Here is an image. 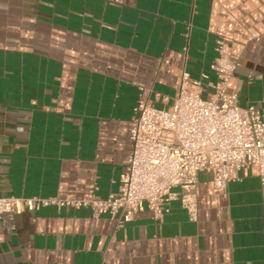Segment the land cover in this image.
Returning a JSON list of instances; mask_svg holds the SVG:
<instances>
[{
	"label": "crops",
	"instance_id": "crops-1",
	"mask_svg": "<svg viewBox=\"0 0 264 264\" xmlns=\"http://www.w3.org/2000/svg\"><path fill=\"white\" fill-rule=\"evenodd\" d=\"M220 38L241 55L227 91L264 113V0H0V194L116 193L138 101L168 107L182 73L214 81ZM194 192V219L179 201L129 221L53 205L5 215L0 264H264L256 169L221 189L199 171Z\"/></svg>",
	"mask_w": 264,
	"mask_h": 264
},
{
	"label": "built area",
	"instance_id": "built-area-1",
	"mask_svg": "<svg viewBox=\"0 0 264 264\" xmlns=\"http://www.w3.org/2000/svg\"><path fill=\"white\" fill-rule=\"evenodd\" d=\"M215 51L209 63L214 81L203 83L208 79L204 73L199 79L182 73L168 107L138 101L129 132L131 151L116 193L103 199L0 194V222L5 215L50 205L90 207L94 215L129 221L144 204L157 217L169 212L173 201L194 219L199 171L210 173L213 186L221 189L238 179L241 168L252 166L264 185V113L253 105L240 106L237 94L227 91L240 53L230 52L223 38L216 40Z\"/></svg>",
	"mask_w": 264,
	"mask_h": 264
},
{
	"label": "rangeland",
	"instance_id": "rangeland-1",
	"mask_svg": "<svg viewBox=\"0 0 264 264\" xmlns=\"http://www.w3.org/2000/svg\"><path fill=\"white\" fill-rule=\"evenodd\" d=\"M203 97H205V94H203Z\"/></svg>",
	"mask_w": 264,
	"mask_h": 264
}]
</instances>
